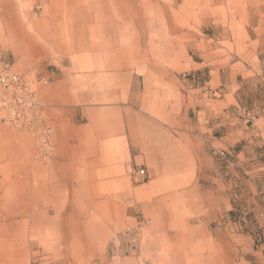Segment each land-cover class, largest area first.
<instances>
[{"label": "rangeland", "instance_id": "1", "mask_svg": "<svg viewBox=\"0 0 264 264\" xmlns=\"http://www.w3.org/2000/svg\"><path fill=\"white\" fill-rule=\"evenodd\" d=\"M116 9L127 66L109 62L108 35L81 50L64 32ZM0 51L23 83L0 91V264H264V174L236 166L264 101V0H0ZM208 110L213 136L235 132L217 150L198 134ZM40 168L69 181L55 235L20 214ZM89 172L118 220L74 193Z\"/></svg>", "mask_w": 264, "mask_h": 264}, {"label": "crops", "instance_id": "2", "mask_svg": "<svg viewBox=\"0 0 264 264\" xmlns=\"http://www.w3.org/2000/svg\"><path fill=\"white\" fill-rule=\"evenodd\" d=\"M114 15H127L120 13V11L117 9L115 14L113 15H102L101 18L106 20V24L102 23V22H96L97 24L100 23L99 26H95L93 27V23H86L84 25V27H67L65 29V33H67L68 37L73 38V41L77 42V41H81L80 46H74L76 49H86V50H90L91 46L89 44V42L87 41V37L88 35H90V37H95L97 35H108V39L106 38V42L107 44L111 45V51L108 53V57H109V62H111V64H113L114 66H127L128 65V60L130 59V55L129 53L122 47V44L119 43L120 39L123 38L124 34L121 30V26L119 23L115 22L116 17H114ZM112 16V18H111ZM91 24V25H89ZM108 30L112 31V34H108ZM49 33V32H48ZM105 42V43H106ZM74 47H70L71 50L75 49ZM70 50V51H71ZM212 111L208 110V119L203 120V123H201V125L199 126V135L203 138L206 139V145L207 147L217 150V144L219 143V141L222 140H227V141H231V140H235L234 134L235 132L232 130H228L227 132H223V136H213L212 134V130L209 129L207 130L208 124H209V118L212 116ZM251 113H255L258 117H256L254 119V122H252V124L250 125L247 131V133L245 134V136H243L245 138V140H247V144H249V147L252 149L251 153H249V151L244 152V150H240L237 152V158H239L238 160H236V166L238 168V173L240 174H258L260 173L261 175L264 174V101L262 102L261 100H256L253 102V105L251 106ZM207 124V126H206ZM213 128H215V126H213ZM118 131V125L116 124V126L110 130L111 133L117 132ZM106 132V131H105ZM217 132V131H216ZM104 135V131L102 130L100 133V136ZM102 150L103 148L98 147V151L94 150V148L92 149V152L94 154L97 155V158L93 159L90 163V166L92 167H98L101 165H104V161H103V156H102ZM145 150L147 152V155H155L154 151L152 148H150L149 146L145 147ZM39 173V175H37L38 177H35L33 179L34 181V186L33 184H31L30 187L25 188L20 190V192H25L24 194L21 193L20 196H26L29 199L26 200H22L20 205L23 204V207L26 208L28 211L30 212H37V213H41L40 214V218L38 217V221H37V227L41 228V229H48L53 227V233H51L52 235H55V229L57 228L54 227V223L53 222H58L60 223V214H59V207L58 205H62L64 204L63 201L61 200V189L65 188L67 189L69 187V181L68 179L63 175V173H59L58 176H47L44 175L43 172V168ZM69 170V169H68ZM107 172H112V169H108ZM95 173L94 172H89L84 179L79 180L77 178V176L75 175L73 177V183L77 182L79 185L78 187H76L75 185H72V187L74 188V193L77 192L76 188H78L79 190H81V192L83 193L84 197L86 196H99L102 197L101 200L99 201V205H95L97 207L100 208V210H103V214H104V219L105 220H118L119 218H117V214L118 211L121 208V205L119 204L118 199H113L110 198L109 195L110 194H103L101 195L99 190L101 189V186L104 185L103 182L99 183L98 182V186L95 185L97 183L96 178L94 177ZM76 177V178H75ZM27 182L30 181L29 176H27V178L25 179ZM76 180V181H75ZM92 184H94L92 186ZM17 194L16 192H13V196ZM51 195H53V197H51ZM33 199H36V203L33 204ZM31 206V209L28 207ZM34 205V207H33ZM44 205H52V207L46 209L45 211L43 210V206ZM26 206V207H25ZM21 210V209H20ZM108 210L113 211V213H108ZM52 211L55 216L53 217V219H51L52 223H49V221H46L48 219V213ZM113 214V216H112ZM116 214V216H115ZM76 218V214H74L73 216H70L68 219L70 220L69 222L71 223V225H73V218ZM171 216V215H169ZM79 218V217H78ZM77 218V219H78ZM45 219V224L43 225L41 223V220ZM169 222L167 223L168 226L171 225L172 228H176L177 229V225L178 222H171L170 219L168 220ZM84 223V222H83ZM86 225V222L84 223ZM58 225V224H57ZM104 232H102V234L100 235V237L104 236L107 234L108 229L104 226L101 227ZM63 235H70L67 232H64ZM182 235L181 231L178 230L177 231V237L180 238ZM74 238V241L76 240L77 243L78 242H82L85 240V238L87 237L88 240H90V235L86 236L85 234H78V235H71ZM85 236V238H84ZM89 237V238H88ZM150 242H154V241H148V243ZM167 244H170L169 241L165 242ZM180 246L184 247L185 243L181 242L179 243ZM86 259H90V258H86ZM175 262L177 263V261L179 262V264H182V261L176 260V258L174 259ZM178 264V263H177Z\"/></svg>", "mask_w": 264, "mask_h": 264}, {"label": "built area", "instance_id": "3", "mask_svg": "<svg viewBox=\"0 0 264 264\" xmlns=\"http://www.w3.org/2000/svg\"><path fill=\"white\" fill-rule=\"evenodd\" d=\"M22 79L17 74L14 73L8 64L6 62L3 53L0 51V91L11 89L14 87H22ZM225 153H221V155H224ZM141 174H144V171H141Z\"/></svg>", "mask_w": 264, "mask_h": 264}, {"label": "bare ground", "instance_id": "4", "mask_svg": "<svg viewBox=\"0 0 264 264\" xmlns=\"http://www.w3.org/2000/svg\"><path fill=\"white\" fill-rule=\"evenodd\" d=\"M117 10V9H116ZM126 11V10H125ZM123 14V13H122ZM113 50V49H112ZM114 51V50H113ZM36 203V199H33V204H35ZM26 207V206H25ZM28 207L31 209V206H29L28 205ZM33 207H34V205H33ZM16 208V207H15ZM19 209H21V215L22 216H26L27 214H28V216H32V213L30 212V211H28L26 208H24L23 207V204H21L20 205V207H19ZM15 211V210H14ZM37 221L38 219L37 218H34V221ZM79 225V224H78ZM35 228H36V225H35ZM83 228V227H82ZM78 229V228H77ZM76 229V230H77ZM84 230H85V228H84ZM94 231V230H93ZM87 236V235H86ZM84 238H85V236H84ZM89 238V237H88ZM179 260V259H178Z\"/></svg>", "mask_w": 264, "mask_h": 264}]
</instances>
